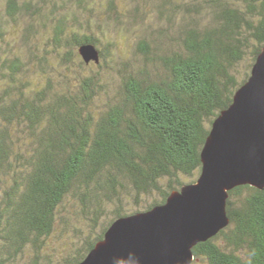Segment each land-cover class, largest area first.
I'll use <instances>...</instances> for the list:
<instances>
[{
	"label": "trees",
	"instance_id": "16d2710c",
	"mask_svg": "<svg viewBox=\"0 0 264 264\" xmlns=\"http://www.w3.org/2000/svg\"><path fill=\"white\" fill-rule=\"evenodd\" d=\"M5 9L0 264H80L116 219L197 180L213 122L264 49V0ZM85 44L100 48L98 63L84 62ZM226 211L229 225L191 264H264V190L232 189Z\"/></svg>",
	"mask_w": 264,
	"mask_h": 264
},
{
	"label": "water",
	"instance_id": "95a60500",
	"mask_svg": "<svg viewBox=\"0 0 264 264\" xmlns=\"http://www.w3.org/2000/svg\"><path fill=\"white\" fill-rule=\"evenodd\" d=\"M79 53L87 64L99 62L92 44ZM201 163L197 180L163 205L116 219L80 264H191L193 248L229 225V191L244 185L264 190V49L213 122Z\"/></svg>",
	"mask_w": 264,
	"mask_h": 264
},
{
	"label": "rangeland",
	"instance_id": "374dc122",
	"mask_svg": "<svg viewBox=\"0 0 264 264\" xmlns=\"http://www.w3.org/2000/svg\"><path fill=\"white\" fill-rule=\"evenodd\" d=\"M18 4L20 5V2ZM34 4H35L34 2L31 3V5L38 7V5H34ZM6 15H7V13H6V9H5V0H0V18H2V20H6V17H7ZM8 22H10V21L8 20ZM21 28H22V26H19V29H21ZM16 35H17V37L19 36L18 34H16ZM116 39H119V38L116 37ZM120 47L123 48L124 46L121 44ZM97 48L100 49L99 47H97ZM197 262L201 264L200 260H197ZM204 264H206V263H204Z\"/></svg>",
	"mask_w": 264,
	"mask_h": 264
}]
</instances>
